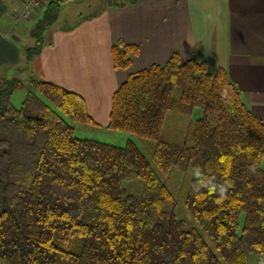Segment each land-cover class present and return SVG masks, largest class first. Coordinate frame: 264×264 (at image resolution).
<instances>
[{"label": "trees", "instance_id": "1", "mask_svg": "<svg viewBox=\"0 0 264 264\" xmlns=\"http://www.w3.org/2000/svg\"><path fill=\"white\" fill-rule=\"evenodd\" d=\"M63 2L44 5L20 69L41 53ZM139 52L115 40V69H130ZM25 88L16 107L12 97ZM195 108L202 115L192 140H166L168 113ZM75 124L98 125L79 93L35 76L0 78V264H249L251 255L264 257V120L225 68L175 52L119 85L107 127L151 140L148 153L132 138L121 146L78 137ZM190 167L199 175L184 203L197 226L178 217L164 178ZM132 180L134 191L126 186Z\"/></svg>", "mask_w": 264, "mask_h": 264}, {"label": "crops", "instance_id": "2", "mask_svg": "<svg viewBox=\"0 0 264 264\" xmlns=\"http://www.w3.org/2000/svg\"><path fill=\"white\" fill-rule=\"evenodd\" d=\"M27 1L15 2L12 17ZM9 10L0 0V78L27 72L75 91L99 125L108 126L114 91L131 73L165 63L175 52L182 61L194 58L211 70L225 68L244 102L264 120V0H139L126 7L103 6L73 25L49 28L41 53L23 70L27 47L1 24ZM119 38L140 46L128 70L113 64L111 48Z\"/></svg>", "mask_w": 264, "mask_h": 264}, {"label": "rangeland", "instance_id": "3", "mask_svg": "<svg viewBox=\"0 0 264 264\" xmlns=\"http://www.w3.org/2000/svg\"><path fill=\"white\" fill-rule=\"evenodd\" d=\"M49 1L50 0H44V3L47 4ZM15 2H18V0H2V3H5L10 7V10L1 24L5 27L8 25L13 33H17L22 37L23 40L21 45L24 47L32 46L35 41L31 36V30L42 16V9L44 8L43 6L42 8H39L30 21H20L11 15ZM106 2L107 0H64L59 18L52 27L73 25L78 21V19H84L91 14L97 13L103 6L106 5ZM19 75L25 82H28L30 79V74L27 72H22V74ZM14 76V73H10L5 77L12 78ZM27 95L28 89L25 88L17 90L12 97V103L16 107H20ZM176 96H179V91L176 92ZM201 115L202 112L199 108L192 109L191 111L171 110L167 115L163 127V137L166 140L177 143H181L186 140L191 141L196 121L201 117ZM66 119L72 122L68 117H66ZM75 126V134L81 138H94L121 146L125 145L129 138H132L140 146H142L147 153L149 152V148L154 146V142L151 140L143 139L128 132L114 131L99 124H75ZM198 175L199 170L190 167L186 172L175 170L164 176L167 184L170 186L175 195L171 206L174 207L178 217L184 219L189 226H197L198 224L193 215L187 209L184 203V198L190 189L191 180ZM136 183L137 182L134 180L127 181L126 186L130 191H134V185ZM249 264H264V257L258 254L251 255Z\"/></svg>", "mask_w": 264, "mask_h": 264}, {"label": "built area", "instance_id": "4", "mask_svg": "<svg viewBox=\"0 0 264 264\" xmlns=\"http://www.w3.org/2000/svg\"><path fill=\"white\" fill-rule=\"evenodd\" d=\"M44 0H28L23 3L22 7L17 8L13 15L17 20L32 19L36 11L44 6Z\"/></svg>", "mask_w": 264, "mask_h": 264}, {"label": "clouds", "instance_id": "5", "mask_svg": "<svg viewBox=\"0 0 264 264\" xmlns=\"http://www.w3.org/2000/svg\"><path fill=\"white\" fill-rule=\"evenodd\" d=\"M222 95H225L226 96L227 95V92L226 91L222 92ZM225 190H226L225 188L221 187V189H220L221 195H223V193H224Z\"/></svg>", "mask_w": 264, "mask_h": 264}]
</instances>
